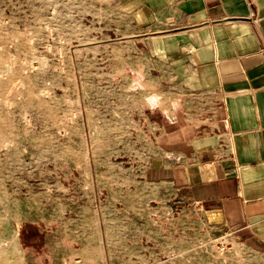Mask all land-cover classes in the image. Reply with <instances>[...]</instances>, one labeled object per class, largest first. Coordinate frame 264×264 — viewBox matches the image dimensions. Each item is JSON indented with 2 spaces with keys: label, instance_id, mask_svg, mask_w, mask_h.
<instances>
[{
  "label": "rangeland",
  "instance_id": "1",
  "mask_svg": "<svg viewBox=\"0 0 264 264\" xmlns=\"http://www.w3.org/2000/svg\"><path fill=\"white\" fill-rule=\"evenodd\" d=\"M129 20L0 0V264H264L146 179L170 83Z\"/></svg>",
  "mask_w": 264,
  "mask_h": 264
},
{
  "label": "crops",
  "instance_id": "2",
  "mask_svg": "<svg viewBox=\"0 0 264 264\" xmlns=\"http://www.w3.org/2000/svg\"><path fill=\"white\" fill-rule=\"evenodd\" d=\"M116 11L170 83L146 179L264 256V21L251 20L264 0H116Z\"/></svg>",
  "mask_w": 264,
  "mask_h": 264
},
{
  "label": "built area",
  "instance_id": "3",
  "mask_svg": "<svg viewBox=\"0 0 264 264\" xmlns=\"http://www.w3.org/2000/svg\"><path fill=\"white\" fill-rule=\"evenodd\" d=\"M251 20H252V24L254 25V27L258 29L259 22L261 20L264 21V15L263 16H259L257 13H252L251 14ZM262 50H264V47L262 48ZM184 116H185V119L187 121H194L193 123H195V126L196 127H199V126H207V127H210L211 126L210 121L213 119L212 117H201L202 118V121H200V122L197 121L196 122L192 118V114H190L189 112H185L184 113Z\"/></svg>",
  "mask_w": 264,
  "mask_h": 264
},
{
  "label": "clouds",
  "instance_id": "4",
  "mask_svg": "<svg viewBox=\"0 0 264 264\" xmlns=\"http://www.w3.org/2000/svg\"><path fill=\"white\" fill-rule=\"evenodd\" d=\"M146 99H147V103L150 109L155 110L156 108L159 107L160 98L158 96H152Z\"/></svg>",
  "mask_w": 264,
  "mask_h": 264
}]
</instances>
